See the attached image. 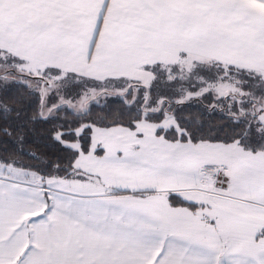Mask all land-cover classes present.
Listing matches in <instances>:
<instances>
[{
	"label": "crops",
	"instance_id": "crops-1",
	"mask_svg": "<svg viewBox=\"0 0 264 264\" xmlns=\"http://www.w3.org/2000/svg\"><path fill=\"white\" fill-rule=\"evenodd\" d=\"M2 1L9 31L74 59L47 67L99 75L114 49L125 66L167 51L190 55L192 67L264 72V0ZM113 149L75 161L67 178H81L87 192L48 186L24 167L0 172V264H264V153L162 134L138 135L130 152ZM218 166L227 178L213 187ZM180 191L190 206L206 197L217 215L185 220L172 200Z\"/></svg>",
	"mask_w": 264,
	"mask_h": 264
},
{
	"label": "trees",
	"instance_id": "trees-1",
	"mask_svg": "<svg viewBox=\"0 0 264 264\" xmlns=\"http://www.w3.org/2000/svg\"><path fill=\"white\" fill-rule=\"evenodd\" d=\"M195 68L185 75L206 79L188 99L178 100L171 85L157 93L151 85L133 83L124 92H99L88 99L83 111L69 101L46 111L42 81L38 82L45 75L0 72V160L44 178L74 176L79 153L65 141L79 140L87 151L94 125L133 126L142 118L159 121L167 116L177 120V126L159 129L158 134L167 139L237 145L264 153V72L218 61L197 63ZM174 202L188 204L182 198Z\"/></svg>",
	"mask_w": 264,
	"mask_h": 264
},
{
	"label": "rangeland",
	"instance_id": "rangeland-1",
	"mask_svg": "<svg viewBox=\"0 0 264 264\" xmlns=\"http://www.w3.org/2000/svg\"><path fill=\"white\" fill-rule=\"evenodd\" d=\"M8 24L9 16L5 11L4 1L0 0V72L12 69L33 76L45 75V80L38 79V82L42 81L44 109L46 111L63 101H69L77 111H83L86 108L88 99L96 96L99 92L103 90L124 92L133 83L151 85L157 89V93L171 85L175 88L178 100L188 99L192 94L197 93V91H194L195 86L200 85L206 79L195 74L185 75V73L196 70V68L193 69L195 65L192 67L191 56H187L184 52L183 56L185 57L183 59L167 51L152 52L147 57L135 58L134 61L127 62L125 66V59L120 58V54H117L114 49H112L113 51L108 50L106 56L102 58L103 65L99 75L94 76L73 69L74 67L64 69L59 67L60 65L59 68L47 67L48 64H55L54 58L61 57L50 55V53L45 52L49 49L44 47H41L44 51L38 50V44L32 42V38H25L30 39V41L22 40L14 31L8 30ZM33 40L35 39L33 38ZM56 60L58 61V59ZM59 62H64L61 63L62 65L74 66V59L71 58H61ZM171 69L175 71H171ZM186 77H188V82L184 81ZM196 77L200 78L199 83ZM206 85L209 87L215 86L214 83H206ZM133 89L136 92L138 91L136 87ZM261 101L264 104V94H262ZM169 126H177V120L174 116H167L159 121L142 118L137 120L133 126L120 124L113 126L94 125L90 150L107 148V150L114 151L113 148H115V152H118V150L124 153L130 152V145L138 140V135H155L158 134L160 128ZM82 129L83 127L78 131L81 132ZM65 143L78 150L79 155L76 161L84 159L86 152L79 140H67ZM13 169H16L14 164L0 160V172L6 175H19L20 172ZM77 179L79 180L73 182V178L50 176L46 177V184L54 188L87 192L88 189L80 182L82 181L81 178ZM175 195L177 199L179 197L190 199L191 197L188 192L183 193L181 191L175 192ZM172 200L175 201L173 197ZM204 200L203 204L196 207L175 202L177 204L176 211L188 221L199 222L213 219L217 215L216 207L206 197Z\"/></svg>",
	"mask_w": 264,
	"mask_h": 264
},
{
	"label": "built area",
	"instance_id": "built-area-1",
	"mask_svg": "<svg viewBox=\"0 0 264 264\" xmlns=\"http://www.w3.org/2000/svg\"><path fill=\"white\" fill-rule=\"evenodd\" d=\"M211 179L213 187H221L225 185L226 171L222 167H214L211 171Z\"/></svg>",
	"mask_w": 264,
	"mask_h": 264
}]
</instances>
